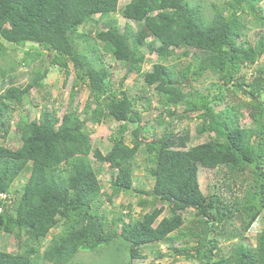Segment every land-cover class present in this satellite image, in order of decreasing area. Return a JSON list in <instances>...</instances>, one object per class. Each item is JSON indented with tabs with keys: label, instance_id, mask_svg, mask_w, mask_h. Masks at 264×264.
<instances>
[{
	"label": "trees",
	"instance_id": "1",
	"mask_svg": "<svg viewBox=\"0 0 264 264\" xmlns=\"http://www.w3.org/2000/svg\"><path fill=\"white\" fill-rule=\"evenodd\" d=\"M120 1L0 0V58L7 52L4 42L35 45L23 64L36 55L50 67L67 70L71 62V101L75 85L84 84L89 91L83 106H69L62 117L43 107L38 118L19 113L15 122L25 98L39 106L31 89L43 88L49 67L33 71L24 87L11 85L0 92V140L14 133L21 142L14 149L0 144V264H74L78 252H92L118 239L124 243L127 264H132L152 244L178 240L174 233L181 232L199 240L190 250L168 248L185 260L264 264V229L256 234L255 246L245 243L242 234L264 213V0H128L119 7ZM118 14L126 21L122 28ZM87 23L95 29L101 23L103 28L93 35L79 33ZM251 29L257 31L249 39ZM102 51L126 67L118 88L110 82ZM146 53L155 54L157 62L142 72ZM170 59L174 63L166 65ZM185 59L179 67L176 61ZM6 73L0 67V89L12 78ZM131 73L142 74L144 84L134 95L123 88ZM207 74L216 82L204 94L193 83ZM185 84L188 91L183 90ZM149 90L155 92L153 101L160 109L157 123L197 113V135L207 134L208 140L189 146L187 129L160 135L144 131L139 105L151 109ZM227 92L241 94L243 100L227 103ZM214 105L224 108L215 112ZM107 119L118 129L108 137L110 148L104 153L91 143L87 122ZM166 125L169 129L172 122ZM140 155L145 176L152 180L147 190L134 186ZM200 167L223 169L234 185L249 179L244 200L224 203L204 194L198 182ZM101 168L112 174L109 193L102 191ZM18 177L24 181L11 191ZM121 193L136 194L140 212L135 215L132 205H124L128 213L113 218L121 223L118 230L101 220L99 208L103 200L111 204ZM165 210L168 214L160 218ZM188 210H193L194 219L185 232L183 213ZM57 226L58 233L52 234ZM5 236H13L18 251L3 248ZM242 237L227 250L219 242L231 244Z\"/></svg>",
	"mask_w": 264,
	"mask_h": 264
},
{
	"label": "rangeland",
	"instance_id": "2",
	"mask_svg": "<svg viewBox=\"0 0 264 264\" xmlns=\"http://www.w3.org/2000/svg\"><path fill=\"white\" fill-rule=\"evenodd\" d=\"M211 1L216 2L217 4H220L224 0H206V3H209ZM128 0H122L119 2V7H122ZM261 6L264 9V1L261 3ZM119 26L122 28L125 24V20L118 14L116 16ZM93 23H87L84 25L83 28H80L78 30L79 33L100 30L103 28V24L99 23L97 24L96 29L91 28ZM257 31V29H251L248 32L249 39H252L254 37V33ZM4 45L7 48L6 55L0 58V67L6 71L8 75H10L12 78H7L2 88L0 89V92L4 91L6 87H9L11 85L17 86V87H24L32 78L31 73L38 69H43L45 67H49V74L46 77V79L42 82L44 85L41 90L31 89V97L35 98L39 102L38 107H33L32 104L29 102L28 98L24 99L23 104L20 106V108L16 111L14 122L17 120L19 113H27L31 119L38 118V115L40 113V110L43 107H46L49 111L54 112L58 117H62V115L68 110L69 106L81 104L83 106L84 102L88 99V89L84 84L75 85L73 87V90L76 92L75 98L73 101H71L70 94L72 85L74 82L75 72L73 70V64L71 62L68 63L67 70L59 68V67H50L48 64V61L42 65L40 61V56L36 55L35 60L30 61L29 63L23 64L22 60L25 57L26 52L34 51L33 48H36L35 45L27 43L26 45L20 47V46H14L10 45L6 42H4ZM36 51V50H35ZM103 54V63L106 64L107 68L110 69V82L112 83V86L114 88H118L119 86V80L123 77L125 74L126 67L122 62H118L114 60V58L111 57L110 54H107L102 51ZM145 62L142 67V72L149 71L153 64L157 62L155 54H149L146 53L145 55ZM185 60L176 61L179 64V67L186 64ZM262 62H264V57L261 59ZM174 63L172 59L165 62L166 65H171ZM10 69H13L12 71H9ZM68 71V72H67ZM247 77H250L251 70L247 71ZM70 73V74H69ZM68 74V75H67ZM9 81H12L11 83ZM216 82V79L208 75L204 78L200 79L198 82L193 83V87L198 91L206 94L207 88L213 83ZM10 83V84H9ZM143 84V78L142 74L137 73H131L127 79L124 82L123 88L128 91V93L134 95L136 92H138L142 87ZM184 91H188L189 88L186 87V84L183 85ZM211 87V86H210ZM210 92H214L215 89L210 88ZM154 94L155 92L152 90H149V97L152 101V107L150 110L144 109L142 106L139 105V109L142 113V119H141V125H143L144 131L149 132L151 134L153 131L157 133V135L162 134L165 130H174L176 133L183 132L182 130H188L189 136H190V142L189 146H195L200 145L208 140V135L203 134L201 136L197 135V127L200 126L201 122L200 120L195 117L197 113H191V114H185L182 116L181 119H177L176 117H168L167 119H164L166 124L172 122V126L167 129L168 125L166 124H159L157 123L158 115L160 113V109H158L155 105L156 103L154 100ZM42 96L48 97L49 99H43ZM243 100V96L238 93H232L227 92L225 95V101L227 103H236L240 104L239 102ZM82 106L79 108L82 109ZM224 108V105H214L215 112H219ZM249 109H245V115L247 114ZM178 114L183 113V108H177ZM192 117V118H190ZM247 118V117H246ZM147 123V124H146ZM245 123H248L246 120ZM250 123V122H249ZM249 123L247 125H249ZM88 129L90 131V139L91 143L95 146H98V148L102 152H106L107 149L110 148V144L108 143V137L110 134H114L117 132L118 124L110 119H107L103 121L102 123H89L87 122ZM14 130V128H13ZM147 135V134H145ZM125 142L127 144L130 143V133H126L125 135ZM0 144L6 145L9 148H18L21 145V142L16 138L14 133H11L8 137V139L5 142H2L0 140ZM137 165L135 167L134 171V186L138 189H150L152 188V180L147 178L145 176L144 172V164L142 156H138L136 159ZM100 168V167H99ZM102 169V172L99 175V180L102 185V191L109 193L110 188V179L112 177V174L107 169ZM24 177H27V175H23ZM24 177L20 178L18 177L16 181L14 182L11 191L18 188L24 181ZM226 175L224 174L223 169H215V170H209L200 167L198 170V182L201 191L204 194H211L216 199H221L224 203H231L235 199L238 200H244L246 196L247 189L251 187V181L249 179H245L244 184H238L236 185L232 184L230 180L228 181L226 179ZM3 198V195H2ZM7 203H10V197L9 199H6ZM138 198L136 194L131 193H121L118 196H115L112 200V203L109 204L106 200H103L100 203L99 212L101 214V220L108 223L110 227L117 228L120 230L121 223L118 219L113 220L116 214L122 212V213H128V210L123 207L124 205H132L131 210L132 213L135 215H138L140 212V208L136 205ZM9 205V204H8ZM221 206V205H220ZM168 210H165L162 215H167ZM184 218V225L182 226V231L187 232L188 230L183 229L184 227H187L186 225L189 223V221H192L194 219V213L193 210H188L187 212L183 213ZM235 225L237 227L240 226L239 221L237 220L235 222ZM59 227H54L52 229V234L58 233ZM264 229V213L261 214L260 218L253 223L252 227L248 231H243L242 228V234L245 238V243L255 246L256 243V234L261 232ZM241 230V227H240ZM176 236H180V239L171 241L169 243H157L152 244L150 247L146 248L141 252L142 258L132 261V264H156V263H164V264H197V261L193 260H185L184 256L179 254H173L168 250V248L171 246L178 247L179 246H186L188 250L191 249V247L197 243V237H194L193 239H190L186 236H182V232L174 233ZM243 237L240 239H235L229 243H225L222 240H220V244L222 247H224V250H227V248H230L232 244H235L239 242L240 240H243ZM197 240V241H196ZM4 243V249L8 252L15 253L18 251L16 240L13 238V236H5L3 238ZM2 248V249H3ZM125 253V246L124 243L121 242V239H118L114 243H107L102 246H99L94 251H80L76 255V258L73 259L74 264H127L126 257L123 256ZM160 254H165L163 258H160ZM52 264V263H49Z\"/></svg>",
	"mask_w": 264,
	"mask_h": 264
},
{
	"label": "built area",
	"instance_id": "3",
	"mask_svg": "<svg viewBox=\"0 0 264 264\" xmlns=\"http://www.w3.org/2000/svg\"><path fill=\"white\" fill-rule=\"evenodd\" d=\"M3 198H5V195H3Z\"/></svg>",
	"mask_w": 264,
	"mask_h": 264
},
{
	"label": "clouds",
	"instance_id": "4",
	"mask_svg": "<svg viewBox=\"0 0 264 264\" xmlns=\"http://www.w3.org/2000/svg\"><path fill=\"white\" fill-rule=\"evenodd\" d=\"M40 114V113H39ZM39 116V115H38ZM5 195V194H4ZM3 199V198H2Z\"/></svg>",
	"mask_w": 264,
	"mask_h": 264
}]
</instances>
